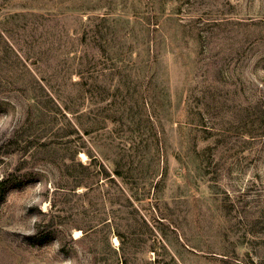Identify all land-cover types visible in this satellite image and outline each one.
<instances>
[{"label":"rangeland","instance_id":"1","mask_svg":"<svg viewBox=\"0 0 264 264\" xmlns=\"http://www.w3.org/2000/svg\"><path fill=\"white\" fill-rule=\"evenodd\" d=\"M0 193V264H264V0H0Z\"/></svg>","mask_w":264,"mask_h":264},{"label":"trees","instance_id":"2","mask_svg":"<svg viewBox=\"0 0 264 264\" xmlns=\"http://www.w3.org/2000/svg\"><path fill=\"white\" fill-rule=\"evenodd\" d=\"M2 197V193H0V198ZM29 237L31 238V239H33V240H36V241H38V240H41V235H40V231L38 232V231H36V232H34L33 234H31V235H29Z\"/></svg>","mask_w":264,"mask_h":264},{"label":"bare ground","instance_id":"3","mask_svg":"<svg viewBox=\"0 0 264 264\" xmlns=\"http://www.w3.org/2000/svg\"><path fill=\"white\" fill-rule=\"evenodd\" d=\"M115 242H117V238H114Z\"/></svg>","mask_w":264,"mask_h":264}]
</instances>
